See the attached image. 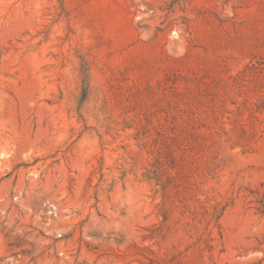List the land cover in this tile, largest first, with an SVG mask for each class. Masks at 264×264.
Segmentation results:
<instances>
[{
	"label": "rangeland",
	"instance_id": "rangeland-1",
	"mask_svg": "<svg viewBox=\"0 0 264 264\" xmlns=\"http://www.w3.org/2000/svg\"><path fill=\"white\" fill-rule=\"evenodd\" d=\"M0 264H264V0H0Z\"/></svg>",
	"mask_w": 264,
	"mask_h": 264
}]
</instances>
